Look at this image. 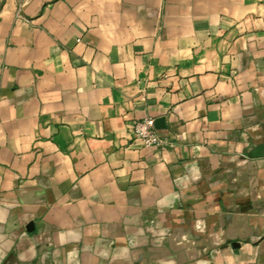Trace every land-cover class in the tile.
I'll return each mask as SVG.
<instances>
[{"label": "crops", "instance_id": "obj_1", "mask_svg": "<svg viewBox=\"0 0 264 264\" xmlns=\"http://www.w3.org/2000/svg\"><path fill=\"white\" fill-rule=\"evenodd\" d=\"M0 264H264V0H6Z\"/></svg>", "mask_w": 264, "mask_h": 264}, {"label": "built area", "instance_id": "obj_2", "mask_svg": "<svg viewBox=\"0 0 264 264\" xmlns=\"http://www.w3.org/2000/svg\"><path fill=\"white\" fill-rule=\"evenodd\" d=\"M5 2L6 0H0V10L3 8ZM18 13L20 14V10ZM130 133L133 139L141 141L145 146L163 149L172 145V142L160 133L154 117L133 119Z\"/></svg>", "mask_w": 264, "mask_h": 264}, {"label": "water", "instance_id": "obj_3", "mask_svg": "<svg viewBox=\"0 0 264 264\" xmlns=\"http://www.w3.org/2000/svg\"><path fill=\"white\" fill-rule=\"evenodd\" d=\"M157 124H164V118L160 117L157 119Z\"/></svg>", "mask_w": 264, "mask_h": 264}]
</instances>
